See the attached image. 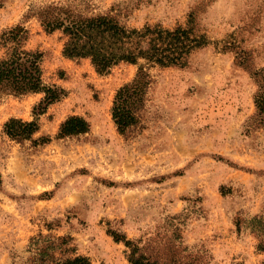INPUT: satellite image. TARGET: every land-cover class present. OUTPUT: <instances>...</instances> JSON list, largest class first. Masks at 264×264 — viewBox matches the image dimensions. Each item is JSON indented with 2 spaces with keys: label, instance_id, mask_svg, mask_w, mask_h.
<instances>
[{
  "label": "rangeland",
  "instance_id": "374dc122",
  "mask_svg": "<svg viewBox=\"0 0 264 264\" xmlns=\"http://www.w3.org/2000/svg\"><path fill=\"white\" fill-rule=\"evenodd\" d=\"M53 1L94 13L114 7L134 27L186 25L194 11L213 42L186 67L152 69L144 128L124 135L111 109L137 65L101 74L90 59L63 54L60 32L25 21L29 47L44 54L45 82L65 94L37 115L44 93H0V264H31L39 233L72 236L76 253L93 264H131L109 230L162 259L176 252L201 264H264L254 230L255 218L264 219V125L251 124L258 90L251 72L264 67V0H6L0 34ZM227 38L235 51L217 45ZM71 114L85 116L90 131L58 137ZM11 117H37L34 137L50 140L11 139L4 131Z\"/></svg>",
  "mask_w": 264,
  "mask_h": 264
},
{
  "label": "trees",
  "instance_id": "16d2710c",
  "mask_svg": "<svg viewBox=\"0 0 264 264\" xmlns=\"http://www.w3.org/2000/svg\"><path fill=\"white\" fill-rule=\"evenodd\" d=\"M5 1L0 0V5ZM31 17L37 18L47 33L62 34L63 54L66 57L90 59L101 74L110 72L121 63L137 65L134 78L118 88L111 109L112 119L118 131L124 135L144 128L145 112L156 82L152 69L186 67L197 50L213 42L200 25L194 11L189 14L186 25L168 28L161 24L130 26L114 14V7L98 13L85 12L75 5L60 1L33 7L24 21L0 34V93H44L37 115L44 113L50 104L60 100L65 91L57 85L47 84L44 80V54L39 49L29 47L31 30L25 21ZM216 43L218 46L222 43L223 52L235 51L238 47L234 38ZM247 60L242 57L241 52L237 55V63L249 69ZM251 74L258 84L254 97L256 113L251 118V124L260 127L264 125V67L255 69ZM90 128L91 123L85 116L71 114L61 123L58 137L84 134ZM39 130L37 117L33 120L11 117L4 124L5 133L18 142H48L49 136L34 137ZM255 221L258 248L264 252V219L257 217ZM109 233L117 242L125 244L131 264H201L195 259L182 258L176 252L162 259L149 253L140 240L128 238L125 233L117 230H109ZM72 242L73 237L70 235L39 233L31 238L29 245L32 253L31 264H93L88 256L76 253Z\"/></svg>",
  "mask_w": 264,
  "mask_h": 264
}]
</instances>
